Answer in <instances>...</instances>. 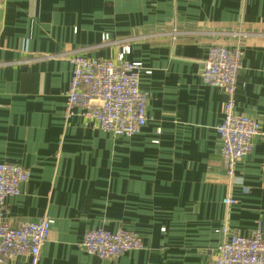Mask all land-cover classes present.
Listing matches in <instances>:
<instances>
[{"label":"crops","instance_id":"1","mask_svg":"<svg viewBox=\"0 0 264 264\" xmlns=\"http://www.w3.org/2000/svg\"><path fill=\"white\" fill-rule=\"evenodd\" d=\"M124 44L150 71L149 119L131 137L66 112L72 55ZM213 44L242 50L235 110L261 125L236 165L242 185L221 153L226 93L202 76ZM0 162L31 173L7 221L52 219L39 264H214L222 228L264 238V0H0ZM94 228L134 231L143 247L100 258L80 246Z\"/></svg>","mask_w":264,"mask_h":264},{"label":"built area","instance_id":"2","mask_svg":"<svg viewBox=\"0 0 264 264\" xmlns=\"http://www.w3.org/2000/svg\"><path fill=\"white\" fill-rule=\"evenodd\" d=\"M177 31H173L176 39ZM103 45L114 44L104 34ZM131 46L124 44L110 58L93 57L75 52L70 58L73 66L70 87L66 92V112L76 110L91 121L94 128L116 135L131 137L148 122V96L140 88V78L146 71L143 63L128 58ZM243 52L221 44L209 47L203 62L202 76L206 83L220 87L226 93L224 117L218 126L222 141L221 153L227 162V173L235 183L236 165L250 153L253 138L260 133V122L236 112V88L242 68ZM30 171L16 163L0 162V264H14L20 257H28L30 264H39L41 248L47 241L52 219L44 216L36 221H24L13 226L7 221L5 200L19 195L30 179ZM242 185V183H241ZM243 191L249 189L243 186ZM225 204L234 202L224 199ZM222 243L217 248L214 264H264V238L258 228L251 235L229 233L226 228ZM80 246L100 258H114L143 247L142 238L134 231H111L105 228L89 229Z\"/></svg>","mask_w":264,"mask_h":264}]
</instances>
